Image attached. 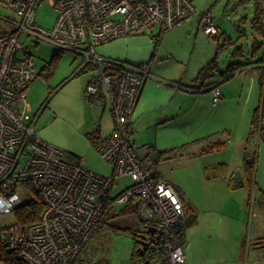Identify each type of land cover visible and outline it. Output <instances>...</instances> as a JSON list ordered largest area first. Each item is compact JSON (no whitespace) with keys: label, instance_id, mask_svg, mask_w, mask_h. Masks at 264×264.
<instances>
[{"label":"built area","instance_id":"1","mask_svg":"<svg viewBox=\"0 0 264 264\" xmlns=\"http://www.w3.org/2000/svg\"><path fill=\"white\" fill-rule=\"evenodd\" d=\"M264 20V0H258ZM48 2L57 13L51 29L36 23L37 10ZM14 16L0 15L9 29L0 33V214L15 213L32 202L35 193L44 208L36 222L0 226V264L11 252L26 264H73L100 228L111 202H135L138 218L164 231L158 251L167 264H186L181 245L184 203L174 186L155 175V153L136 148L132 139L135 108L145 83L153 77L150 64L128 62L101 55L98 48L139 35H160L198 19L208 36L222 30L210 12L198 13L193 0H0ZM26 35L48 42L59 51H74L84 60L79 71H96L88 95L106 100L114 127L96 146L114 170L102 177L85 159L66 162L65 151L43 139L39 114L32 111L31 85L40 70L28 48ZM156 37V36H155ZM255 66V65H254ZM264 71V62L260 64ZM264 98V77H263ZM213 103L222 100L213 89ZM132 184L113 196L119 180ZM155 237V236H154ZM160 247V249H159Z\"/></svg>","mask_w":264,"mask_h":264},{"label":"rangeland","instance_id":"2","mask_svg":"<svg viewBox=\"0 0 264 264\" xmlns=\"http://www.w3.org/2000/svg\"><path fill=\"white\" fill-rule=\"evenodd\" d=\"M193 4L198 13H211L215 24L224 33L220 41L208 36L200 26L198 19L162 33L158 46H156L157 57L150 65V71L153 74L156 71L157 74H154L148 82L156 78L165 87H167L166 82L176 81L184 85H193L194 78L199 71L212 61L218 52L219 46L227 44L228 40L230 44L226 45V49L220 57V66L224 71L234 62L246 64L254 62L262 56L264 48L259 51L255 59L250 56L254 42L264 41L262 33L252 27V20L256 12L255 0H251L244 5H239V0H193ZM0 15L14 18L1 3ZM56 17L57 13L53 7L48 2H43L37 10L36 23L43 28L51 29L55 24ZM5 24L0 20V33L9 29ZM240 32H243L242 36ZM159 35L160 30L156 28L151 36ZM21 42L32 54L40 72L52 61L55 55H60L53 75L47 77V72H44L36 80V95L38 98L43 99L40 107L42 108L49 98L51 90L74 73L79 72L84 58L74 51L60 52L54 45L38 41L26 35L21 38ZM235 52H237V55L232 57ZM258 72L256 69L252 75L259 77ZM248 74L251 76L250 73ZM94 76H96V71L87 70L79 78L91 80ZM235 78L221 85L222 88L225 85L227 88L232 86L231 88L237 90L235 96L229 99L227 106L223 109L217 108L220 104L213 106L208 103L206 96L209 95L210 99H213V91L191 95L194 97L180 95L175 98L166 97L165 99V96L163 97L158 89H154L142 105L144 114L141 116L140 121L137 112L133 117L136 124V133L132 136V139L137 141V147L150 143L154 144L155 142L160 150L188 146L183 155L166 161L153 169L156 173L160 170V173L166 179L181 187L182 194H185L188 198L197 199L199 203L205 204L204 207L208 209L201 214L198 211L196 212L201 219L200 226L194 229L186 228L188 243L185 238L181 240V245L187 257L186 264H252V255L256 250L262 256L259 264H264V251L261 248L255 249L256 245L253 246L254 240H251V220L259 203L257 195L250 189L249 183V203L245 213H248L247 219L246 215L243 214L242 222L244 225L238 226L239 230H237L234 228V224H237L236 217L230 215L231 209L229 207L224 209L222 208L223 203H219V201H230L224 193L225 187L219 185L214 190L210 187V183L203 182L206 176L219 175L222 170L220 168L214 169L213 166L204 170L202 164L221 161L230 162L236 159L238 157L236 154L237 148L245 147L246 142H244V139L250 134L251 119L243 116L246 93L242 94L240 92L241 80ZM245 83L247 84L246 81ZM256 85V88H258V80ZM167 88L175 90L172 87ZM176 108H180L181 112L177 114L175 120L167 126L158 125L156 121L160 119V116ZM43 119L45 120V117ZM218 141L227 142L228 149L224 148L211 153L210 147ZM261 142L264 143L263 118L260 120L248 148L250 159L253 162L256 159L257 148ZM95 152L96 155L92 158L90 165L88 164V168L102 177H111L114 170L113 166L102 159L97 151ZM131 184L132 180L128 177L120 179L112 195L117 196ZM213 197L216 199H213ZM260 204L263 205V202L261 201ZM114 205L119 213L128 206ZM190 205L192 208L193 204ZM188 212L189 209H186V218H189ZM221 212L229 213L230 218L227 219L228 217L221 214ZM16 221L15 213L0 214V226L12 225ZM106 222L101 223L100 228L82 250L76 264H130L131 253L136 247L133 232H143L146 223L140 221L137 211L120 213L119 216L113 219L108 218ZM209 228L214 230L213 232L216 234L214 238L207 236L211 232ZM127 229H131V231ZM239 232H242V236L246 241L242 262L237 259L240 247L237 241L240 238L238 236Z\"/></svg>","mask_w":264,"mask_h":264},{"label":"crops","instance_id":"3","mask_svg":"<svg viewBox=\"0 0 264 264\" xmlns=\"http://www.w3.org/2000/svg\"><path fill=\"white\" fill-rule=\"evenodd\" d=\"M193 21L194 20L190 21L189 23H192ZM153 38H154L153 36L147 34L122 38L99 47L98 52L105 57L119 59L128 62L130 64L141 65L145 63H150L151 65L155 60V58L157 57L156 46H158L155 44ZM256 69L257 71H259L258 72L259 77L252 75L254 74ZM248 73H250L251 76H249ZM154 74H157L156 71ZM154 74L152 73L153 76ZM72 76L62 81L56 87L59 89L50 99L49 105L45 109L42 110L40 108L42 105L41 100L43 99L38 98L36 95L37 79L31 85L29 99H30L32 111L35 114H39L37 130L40 136L46 141L62 148L65 151L64 159L66 160V162L74 163L78 161L80 158H83L86 160L87 165L88 164L90 165L92 158H94L96 155L95 152L97 151L96 146L103 137L110 134L113 130L114 122H113L112 111L109 103L106 100L93 98L92 96L87 94L86 88L93 78L91 80H84L79 78V76L76 78H73ZM234 77H236L235 79L240 78L241 80L240 83H242L241 86L239 87L241 89L240 92L242 94L246 93L243 116L244 118L249 117L251 119V129H250V134H251L252 122L255 111L259 107H263L262 110L264 111V104L262 102L263 101L262 83H263L264 71L263 69H259L256 68L254 65H251L245 67L242 71L236 73ZM257 80L259 82L258 88H256ZM245 81L247 82V84L245 83ZM185 86H192V85H185ZM167 87L161 85L156 78H154L153 81H149V82L147 81L145 83L141 92V97L135 108V115L137 112V114L139 115V121L141 116L144 114L142 105H144V102L146 101L147 98H149L152 90L154 89L156 90L158 89L159 93H162L163 97L165 96V99L166 97L175 98L180 95H187V96L195 95V94L183 92L177 88H174L175 90H171L170 88ZM231 87L232 86L227 88L225 85H223V88L222 87L220 88L222 91V100L219 103L220 104L219 106L218 104L214 105L213 99L212 98L210 99L209 95L206 96L208 99V103H211L213 106H218L217 108L219 109H223L224 107H226L229 99L233 98L235 96V93L237 92V90ZM256 89H258L257 94H256ZM180 108H176L171 111L165 112L162 116L159 117L160 119L156 121L158 125H166V126L169 125L171 121L175 120L177 114L181 112ZM43 117H45V120L44 119L42 120ZM263 122H264V115H263ZM135 128H136V124L133 121L131 139L132 136L136 133ZM97 130L100 134V140L97 143H94L89 138V135L96 132ZM250 134L244 139V142H246L245 147L242 146L241 149L237 148L236 154L238 157L236 159L230 162L221 161L217 163L211 162L210 164H202L203 165L202 168H204V170L211 166H218L223 164L227 166L226 169L227 171L226 172L222 171V173L219 175H213L208 177L205 175L206 177L204 178L203 182L210 183L209 184L211 185L210 187H212V189L214 190L219 185L225 187L224 193L226 197H229L228 200L230 201L229 202L219 201L220 198L217 200L219 201V203H223L222 208L227 209L229 207V209H231L230 215L232 216L234 215L236 217L237 224L236 223L234 224V228L237 230H239L238 226H240L241 224L244 225V223L242 222L243 214L246 215V219H247L248 213L247 214L245 213L246 210L248 209L247 206L249 203L248 200L249 199L248 183H249L250 189L253 191L254 194L257 195L258 203H259L255 213L253 214L254 217L251 220V230H252L251 240H254L253 246L256 245L255 249L261 248L264 251V143L261 142V144L257 148L256 159L253 162L254 173L252 178L250 179L245 165V154H249L250 156V151L248 150V148L251 139L254 138V136L250 138ZM132 141L136 148L155 146L157 149H159L158 144L156 142L154 144L150 143L141 147H137L136 145L137 141H134L133 139ZM218 143H222L224 144V146L221 149L212 150L211 153L215 151L223 150L224 148L226 150L228 149L227 142H223V141H218L214 143L212 146ZM238 169H241L243 171L244 185L243 186L240 185V187L233 189L230 186V179L233 178L234 172ZM158 174L160 178L170 182L162 175V173H160V170ZM221 176H225V179L222 178ZM170 183L174 186V188L180 195L184 203V206L188 204L189 206H191L190 204H193L192 210H194L195 212L198 211L200 212V214L203 213L204 210L205 211L208 210L206 207H204L205 204L203 205V203H199L197 199H191V197L188 198L186 197L185 194H182L183 190L181 189L180 186L172 182ZM213 199L216 198L213 197ZM261 201L263 202V205L260 204ZM185 212H186V208H185ZM221 214H224L226 217H228L227 219L230 218L229 217L230 215H228L229 213L221 212ZM200 225H201V219L199 216L197 224L191 227L190 229H194L195 227ZM209 229L211 232H209L207 236L210 238H214L216 236V234L213 232L214 230L211 228ZM187 236L188 234H186L185 232V240H187L188 243ZM238 236L240 238L237 241L240 247L238 249L237 259L238 261L242 262L243 260L242 254L246 241L244 236H242V232H239ZM258 252L259 251L257 250L256 252H253L252 262L254 264H259L260 259H262L261 254H259ZM186 263H187V257H186Z\"/></svg>","mask_w":264,"mask_h":264},{"label":"trees","instance_id":"4","mask_svg":"<svg viewBox=\"0 0 264 264\" xmlns=\"http://www.w3.org/2000/svg\"><path fill=\"white\" fill-rule=\"evenodd\" d=\"M250 1L251 0H239V5L247 4V2H250ZM255 5H256V12H255L254 18L252 20V27L255 30H257L258 32L262 33V35L264 36L263 13L260 9L258 0H255ZM240 33L242 36L243 32H240ZM223 34L224 33L221 32L220 35L210 36V37H214L218 41H220L221 36ZM160 36L161 35L156 36V37L154 36V38H153L156 45H158V41H160ZM228 43L230 44L229 40H228L227 44ZM227 44L219 46L216 56L212 59V61H210L205 67H203L199 71L198 75L194 79V84L192 86H185L183 84H180L177 81L176 82H168V83L166 82V85L168 87L177 88L183 92H187L190 94H201V93L213 91V89L217 88V87L220 88V86L223 83H225L226 81L233 78L236 73H238L239 71H242L247 66L255 65L256 68L262 69L260 64H262L264 62V52H263L262 56L259 57L258 59H256V61H254V62H250V63H246V64L242 63V62H234L233 64H230V66L227 70H225V71L222 70L221 66H220V57H221L222 52L226 49ZM263 48H264V41H262V42L255 41L253 44V49L251 51L250 56L253 59H255L258 56L259 51L262 50ZM239 50H240V48H239ZM240 51H242V50H240ZM60 52H64V51H60ZM236 53L237 52L233 53L232 57H235L237 55ZM59 57H60L59 54L55 55V57L52 59V61L49 62L45 66V68H43V70H41L42 72H40V75L44 74V72H47V77H50L51 75H53V72L55 71V69L57 67ZM87 70H89V69H83L77 73H74V75L72 77L76 78V77L80 76L82 73H85ZM58 89L59 88H55L54 90H52L50 92L49 98L47 99V101L43 105V107L41 108L42 110L45 109L49 105L50 99L58 91ZM140 97H141V95H140ZM262 102L264 104V98H263ZM262 109H263V107H259L255 111L253 122H252V132L250 134V138H252L255 135V131L258 128L260 120L263 118L264 111ZM132 125H133V122H132ZM262 131H263V129H262ZM131 135H132V132H131ZM89 138L91 139L92 142L97 143L100 140V134H99L98 130L96 132L90 134ZM223 146H224V144H222V143L215 144L214 146L210 147V151H212L214 149H221ZM149 147L155 153V160H154V167L155 168H157L160 164H162L166 161L173 160V159L183 155L187 151V148H188V146H186V145L181 146V147L168 149V150H159L155 146H149ZM245 165L247 168V173L249 174V177L251 179L253 176V173H254V170H253L254 169V163L250 159L249 154H245ZM212 168H214V169L220 168L223 172L227 171L226 170L227 166L224 164L218 165V166H213ZM155 175L160 178L158 173L155 172ZM221 177L225 179V176H221ZM230 186L233 189L240 187V185L237 184L233 180V178L230 179ZM136 207H137L136 203L132 202L131 204H128L126 209L121 210L120 213H126L127 211H130V212L136 211ZM43 208H44V205H43L41 197L38 195V193H35V198H34V200H32V202L26 203L25 205L20 207L15 212L16 219H17V221L22 222V223L36 222L39 220L40 215L43 211ZM185 208L189 209V212H188L189 218H185L181 224V232L183 233V238H181V240L185 238L186 228H191V227L195 226L198 222L197 213L194 210H192V208L188 205H185ZM120 213L118 212V210H116L114 202H111L106 213H105V215H104L102 222L105 223L108 218L113 219V218L119 216ZM185 215L187 216V213H185ZM147 226L148 225L145 224L144 228H147ZM127 230L131 231V229H127ZM138 233L133 232V234L135 236L134 238L136 240V247L134 248V250L131 253L130 264H157V263L167 264V260L165 259L163 253L161 251H158V247H156V245L150 246L146 251H143V249H141L143 247L141 246L140 241L138 240V237H139ZM159 249H160V247H159ZM3 259H4L5 264H26L22 259L16 258V256L14 254H12L11 252L5 253L3 256ZM77 261H78V258L76 259V261L73 264H76Z\"/></svg>","mask_w":264,"mask_h":264},{"label":"water","instance_id":"5","mask_svg":"<svg viewBox=\"0 0 264 264\" xmlns=\"http://www.w3.org/2000/svg\"><path fill=\"white\" fill-rule=\"evenodd\" d=\"M244 174H243V171L241 169H238L234 172V175H233V180L239 184V185H244ZM146 230V233L147 234H151V237L149 241L146 240V236L142 235L140 237V240H141V244L143 246V251H146L150 246L151 244H154V245H160L161 242H160V239H161V236L164 235V231L163 230H160L158 229L157 227H153V226H147V228H145ZM152 236H155L154 240H152ZM140 249V250H141Z\"/></svg>","mask_w":264,"mask_h":264},{"label":"flooded vegetation","instance_id":"6","mask_svg":"<svg viewBox=\"0 0 264 264\" xmlns=\"http://www.w3.org/2000/svg\"><path fill=\"white\" fill-rule=\"evenodd\" d=\"M142 235L146 236V240H147V241L151 240V239H150L151 234H147V233H146V230H144L143 232H140V233H139L138 240L140 241V244H141L140 237H141ZM154 239H155L154 236H152V240H154ZM153 245H154V244H151V246H153ZM141 246H142V244H141ZM142 247H143V246H142Z\"/></svg>","mask_w":264,"mask_h":264}]
</instances>
